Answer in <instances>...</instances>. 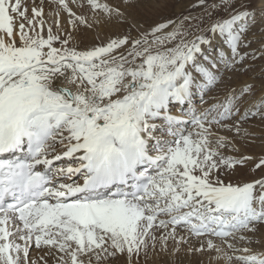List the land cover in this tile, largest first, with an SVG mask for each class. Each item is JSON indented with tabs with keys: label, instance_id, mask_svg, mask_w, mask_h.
<instances>
[{
	"label": "snow or ice",
	"instance_id": "snow-or-ice-1",
	"mask_svg": "<svg viewBox=\"0 0 264 264\" xmlns=\"http://www.w3.org/2000/svg\"><path fill=\"white\" fill-rule=\"evenodd\" d=\"M0 264H264V0H0Z\"/></svg>",
	"mask_w": 264,
	"mask_h": 264
}]
</instances>
